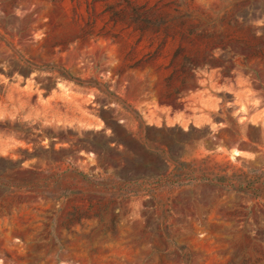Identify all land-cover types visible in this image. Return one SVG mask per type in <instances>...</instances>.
I'll use <instances>...</instances> for the list:
<instances>
[{
  "label": "rangeland",
  "instance_id": "1",
  "mask_svg": "<svg viewBox=\"0 0 264 264\" xmlns=\"http://www.w3.org/2000/svg\"><path fill=\"white\" fill-rule=\"evenodd\" d=\"M263 169L264 0H0V264H264Z\"/></svg>",
  "mask_w": 264,
  "mask_h": 264
},
{
  "label": "trees",
  "instance_id": "2",
  "mask_svg": "<svg viewBox=\"0 0 264 264\" xmlns=\"http://www.w3.org/2000/svg\"><path fill=\"white\" fill-rule=\"evenodd\" d=\"M212 182V180H211ZM227 183V185L230 188H233V184L231 180H227L225 177L224 178H219L217 180H215V183ZM243 183H245V187L244 190H249L253 185H256L258 183H260L261 185H264V169L263 170H259V171H250L247 176L244 178ZM165 236L167 237V239L169 240V237L167 235V233H164Z\"/></svg>",
  "mask_w": 264,
  "mask_h": 264
}]
</instances>
